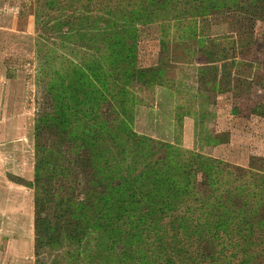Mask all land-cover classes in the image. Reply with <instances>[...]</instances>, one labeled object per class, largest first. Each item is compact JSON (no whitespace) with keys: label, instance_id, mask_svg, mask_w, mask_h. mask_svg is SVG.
<instances>
[{"label":"rangeland","instance_id":"obj_1","mask_svg":"<svg viewBox=\"0 0 264 264\" xmlns=\"http://www.w3.org/2000/svg\"><path fill=\"white\" fill-rule=\"evenodd\" d=\"M10 1L8 8L18 9L25 16L38 11L48 27L40 26L42 21L36 26L33 23L32 39L27 36L18 39L30 44L31 55L9 50L0 67V264H119L123 260V247L130 245L123 234L96 239L92 232L82 242L38 247L37 252L33 240L34 195L40 192L35 177L47 182L55 199L76 201L82 198L94 172L91 167H83L84 163H74L75 151L83 161L89 156V148H80V139L85 138L82 132L94 121L79 120L66 129L56 128L60 120L56 124L48 121L55 118L50 116L52 101L47 82L59 81L57 72L69 79L75 65H83L96 55L106 56L105 40L89 39L91 34L81 36L80 31L62 34L71 26L67 24L71 11L66 8L72 4L70 0ZM46 3L50 8L43 7ZM103 3L114 17L120 15L119 5L128 11L141 5L139 0H103ZM226 3V8L219 3L205 15L194 14L177 23L163 20L160 24L143 25L135 59L140 73L128 82L123 81V112L112 102L102 107L109 120L118 116L121 126L133 134L128 138L120 136L124 152L117 162L118 172L101 168L104 176L113 178L118 174L129 180L143 172L145 162L156 161L163 170L164 181L167 178L165 184L152 174L146 175V179L153 180L149 184L143 181L130 184L132 189L152 193L144 197L145 194L139 196L133 191L123 211L125 217L119 218L117 226L112 228L127 231L141 226L145 231H152L144 232L143 241L131 242L134 248H137L136 242L142 243L139 248L148 256L159 244L171 217L178 219L173 227L180 228L184 223L203 222L213 215L212 204L221 209L217 212L232 215L257 201L249 196L242 206V196L246 198L248 193L244 190L253 185L257 174L264 172V24L249 10H240V13L234 10L237 0ZM87 4L82 1L79 7ZM52 20L63 23L61 32L53 30ZM208 37L218 55L210 56L211 51H206L211 43L205 41ZM106 61L107 58L105 65ZM207 61H216L217 76L213 71L206 72ZM124 69L127 68L123 65ZM117 89L113 90L115 96ZM42 120L48 128L42 127ZM107 122L108 126L116 123ZM37 125L41 126L39 132H35ZM125 138L134 140L125 144ZM167 146L171 147L169 164L178 161L184 171L191 167L193 173L186 180L191 179L195 190L190 186L188 193L180 195L178 200L173 196L176 188L182 194L180 182L185 177L175 176L173 170L167 172V165L162 167L160 160L166 155ZM192 153L209 157L211 166H202L196 171V164L189 162ZM97 157L100 165L102 155ZM36 159L40 160L38 170ZM112 165L109 159L108 167ZM174 177L179 179L175 186ZM147 210H152L153 215L138 225L134 217H140ZM206 211L209 214H203ZM100 243H105L106 248ZM127 261L132 264V260Z\"/></svg>","mask_w":264,"mask_h":264},{"label":"trees","instance_id":"obj_2","mask_svg":"<svg viewBox=\"0 0 264 264\" xmlns=\"http://www.w3.org/2000/svg\"><path fill=\"white\" fill-rule=\"evenodd\" d=\"M70 1L72 4L66 8L71 11V20L67 21V24L71 26L62 31V34L80 31L81 36L91 34L89 39L92 37H97L98 40L104 39L105 51L108 53L106 56L96 55L83 65H75L70 72L69 79H65V75L57 72L56 76L59 81L56 82L53 79L47 82V91L52 101L50 116L53 115L55 118L48 121L56 124L60 120L55 127L61 126L62 129L68 128L70 123L74 124L79 120L94 121L93 124L87 125L88 128L82 132L81 136L85 138L80 139L82 141L80 148H89V156L87 155L86 160L83 161L80 159V153L76 151L74 153V163H84L83 167L86 169L91 167L94 172L89 185L82 193V198L76 201L73 199H55L51 188L47 186V182L39 180L38 176L35 177L34 181L40 191L34 195L33 240L35 251L37 252L38 247L57 246L61 242H82L93 232L96 239H102L104 235L116 238V236L123 234L130 245L123 247V260L119 264H129L127 260H132V264H264V172L257 174L253 178V185L244 190L248 193L246 198L242 196V206L246 199L248 200V197L251 196L254 200L257 198L256 204L252 207L231 215L228 212H217L221 209L216 204H212L211 213L213 212V215L206 217L203 222L196 220L184 223L180 228L173 227L172 224L178 219L171 217L170 225L163 231L159 242H157L159 244L156 245V249L150 256L139 248L142 243L136 242L138 245L137 248H134L131 242L133 240L143 241L146 235L144 232L151 233L152 231H145L141 226L135 227L134 230H130L132 228L126 229L127 231H114L112 228L117 226L116 221L119 218L125 217L123 211L129 205L127 199L132 197L133 191L139 196L145 194L144 197L152 193L151 191L145 193L132 189L130 184L139 181L149 184L153 180L150 177L146 179V175L151 176L152 174H156L167 184V178L165 177L166 181H164L162 175V168L159 169L156 161L145 162L143 172L138 177L129 180L124 176L119 177L118 174H114L113 178L105 177L102 173L108 169L112 172H118L117 162L121 158V152H124L123 143H121L122 145L119 143L120 136L128 138L133 135L129 132V128L121 126L122 121L117 118L118 116L109 120L107 111H102V107L106 102H112V105L116 103L118 109L123 112V81L128 82L140 73V70L136 68L135 59L136 51L139 49L141 27L154 23L160 24L163 20L177 23V21H184L194 14L197 16H200L199 14L205 15L216 9L219 3L222 4V8H226L227 0H139L141 5L135 10L128 11L124 6H117L121 8L117 10L120 14L119 17L113 16V12L106 8L104 3L102 4L103 0ZM82 1L88 3L86 7H79ZM110 1L121 2L123 0ZM43 7L50 8L47 3ZM233 9L238 10V13L240 10H249L254 14V17L264 24V0H237ZM34 16L37 24L42 21L38 11H35ZM104 17L107 19L105 20ZM62 19L63 15H61ZM193 19L190 18V20ZM52 21L53 25L55 24V29H53V25L50 28L56 32H61L60 27L63 23L58 20ZM42 22L43 24L40 26L47 28V22ZM101 22L103 25H100ZM202 39L204 40V38ZM205 41L211 42L209 46H206V51H211L208 54L210 56L218 55V51L212 49V46L215 45L214 42L210 41L209 37ZM94 42L97 43V40L95 39ZM201 50L203 51V49ZM219 52L223 53L224 51ZM106 58L108 62L106 61L105 65L104 60ZM215 62L207 61L205 70L207 73L213 71L217 76L219 71H217ZM123 65L127 69L123 70ZM116 87L118 89L115 96L113 90ZM61 111L62 117H60ZM70 120L72 121L70 122ZM101 120H104L105 123ZM112 120L116 121L114 125H112L113 123L109 126L106 125L108 124L107 121L111 123ZM41 123L42 127L46 125L48 128L44 120ZM40 127L37 125L35 132H39ZM112 128L115 129L114 132L111 131ZM77 135H79L78 127ZM37 137L36 134V148L39 146ZM133 140V138L129 141L126 139L124 143ZM138 143H140L139 140ZM170 149V146L166 147L167 153L160 162H162V167L167 165V172L173 170L175 176L182 175L185 177L184 181L180 182V189L182 187L184 189L182 194L176 188L177 193L173 196L175 200H178L180 195L188 193L192 181L186 179L193 173L191 167L184 171L178 161L175 164H169L171 160L168 151ZM99 154L102 155L100 165L97 157ZM105 155H108L107 160H105ZM109 159L113 161L110 168L108 167ZM164 159L167 162H164ZM190 161L193 162L192 164H196V171L202 166L209 167L211 164H208L212 163L209 157L198 156L195 153L189 157ZM39 167L40 160L36 159L35 169L38 170ZM201 170L204 171V169ZM204 175L208 180L207 171ZM116 178H118L116 180L118 181L117 185H115ZM177 180L179 179L175 177L174 180L172 179L174 186ZM204 182L206 183L202 175V183L204 184ZM259 182L260 184H258ZM142 189L145 188L142 187ZM191 189L195 190V187L191 186ZM203 214L209 213L206 211ZM152 215V210H147L145 214H140V217L134 218L138 225H141ZM108 224L110 226L107 229L106 225ZM166 237L168 241H165ZM99 245L106 248L105 243Z\"/></svg>","mask_w":264,"mask_h":264},{"label":"crops","instance_id":"obj_3","mask_svg":"<svg viewBox=\"0 0 264 264\" xmlns=\"http://www.w3.org/2000/svg\"><path fill=\"white\" fill-rule=\"evenodd\" d=\"M11 4L10 0H0V67L9 50L24 52L27 55L32 53L30 44L18 42V39L23 36L32 39L30 28L32 26L33 31V23L36 26L35 17L32 16L34 13L25 16L18 9L8 8Z\"/></svg>","mask_w":264,"mask_h":264}]
</instances>
